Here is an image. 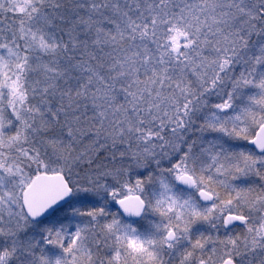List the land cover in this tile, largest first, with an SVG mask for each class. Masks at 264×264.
<instances>
[{
    "label": "snow or ice",
    "instance_id": "obj_1",
    "mask_svg": "<svg viewBox=\"0 0 264 264\" xmlns=\"http://www.w3.org/2000/svg\"><path fill=\"white\" fill-rule=\"evenodd\" d=\"M0 264H264V0H0Z\"/></svg>",
    "mask_w": 264,
    "mask_h": 264
}]
</instances>
